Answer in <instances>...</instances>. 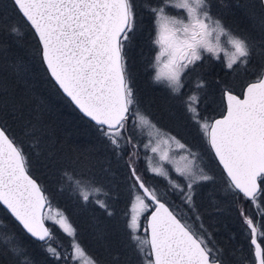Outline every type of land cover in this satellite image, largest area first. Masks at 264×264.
I'll return each mask as SVG.
<instances>
[{"label":"snow or ice","instance_id":"6c2138e0","mask_svg":"<svg viewBox=\"0 0 264 264\" xmlns=\"http://www.w3.org/2000/svg\"><path fill=\"white\" fill-rule=\"evenodd\" d=\"M204 2L196 0L197 7ZM258 3L264 8V0ZM12 4L34 30L42 61L63 93L95 122L118 155L126 147L131 149L126 166L134 202L126 227L144 264H227L223 249L209 246L211 234L205 232L202 221L199 230L189 224L181 212L163 199V194L158 195L156 189L149 186L139 170L141 146L131 133L138 124L159 126L139 109L126 68L124 50L137 24L133 0H12ZM167 5L168 0H165L164 7L152 9L160 25L159 39L155 42L161 48L156 57L155 82H165L172 93L179 95L184 86L183 75L193 69L204 54L219 59L218 54L225 51L220 41L222 35L228 37L227 43L233 49L225 52L226 69L249 62L257 47L250 37L233 34L208 11L198 13L197 7L190 5L188 0H181L174 7L186 9L189 22L170 20L164 15ZM202 85L203 81L198 86ZM223 100L225 111L212 120L200 115L197 95L190 94L185 106L222 166L227 190L257 209L259 219L247 215L243 207H240V215L246 225V234L250 236L255 264H264V67L247 83L242 98L225 88ZM0 103L7 106L6 102ZM167 134L176 147L187 154L177 161L167 150L161 152L159 145L151 147V142L146 143L143 148L150 147L152 153H159L161 162L152 166L149 158L146 171L167 178L171 190L183 196V202L196 213V220H200L194 203L195 189L200 182L213 177L197 162L198 152L175 135ZM163 143L168 144L169 140ZM165 164L175 165L174 173L183 179V184L173 182L165 171ZM76 185L81 199L88 202L93 193L80 187L79 181ZM95 202L109 216L113 214L106 203ZM0 205L26 233L47 245L45 251L57 261L63 259L67 264L69 260H84L85 264H96L86 257L85 250L75 240V229L64 213H58L57 219L45 211L50 206L49 199L30 175V161L23 147L3 124H0ZM142 217L147 220L144 229L147 235L143 238L137 235ZM46 220H52L72 238L70 253L62 254L51 246L49 241L53 236L45 225ZM13 251L19 253L21 249L16 247Z\"/></svg>","mask_w":264,"mask_h":264},{"label":"trees","instance_id":"16d2710c","mask_svg":"<svg viewBox=\"0 0 264 264\" xmlns=\"http://www.w3.org/2000/svg\"><path fill=\"white\" fill-rule=\"evenodd\" d=\"M237 1L241 3L242 0ZM260 10L264 14V9L260 7ZM138 15L136 13L137 17ZM13 28H16L17 31L13 32ZM134 32L125 46L124 54L132 77L136 80L138 66L135 71L132 68L140 60L142 51L141 48H132L138 42L136 41V29ZM0 47H3L8 55L7 58L5 53L4 56L0 55V86L3 84L5 86L4 89L0 88V102L7 104L4 107L3 103H0V124L8 129L9 134L15 137L17 143L23 147L30 161V174L42 186L50 204L54 202V207L62 209L68 215L75 226L78 237V232L81 230L79 217L83 210L88 213L89 205L83 207L85 209L79 208L76 205L82 203L80 198L75 199L76 196L72 195L69 198L73 184L83 181L103 193H107L110 189L114 196L111 205H109L112 201L111 198L106 196L108 209L112 211L113 215L109 216L106 212L104 219L105 223L112 221L113 227L116 229V237L120 238V244L115 243L114 247L118 248V251L129 252L133 257L140 256L130 240V233L126 232L128 204L131 196L127 181L129 172L126 166L127 148H124L118 155L108 139L103 136L100 128L85 119L61 94L44 66L37 37L18 11L14 9L12 0H0ZM144 49L146 51L144 59L148 55L149 62L151 48L148 49L147 46H144ZM263 57V54L256 55V69L264 67V65L260 66ZM9 61L20 64L22 68L26 69V71L23 69L26 75L22 76L26 78L25 80H20L18 74L9 71ZM143 70L151 82L149 76L151 69L148 64ZM221 70L223 73L232 71L224 69L222 66ZM259 72L256 70V75ZM243 80L244 77L240 82H234L235 80L231 79L222 81V78H219L218 82L212 85L214 95L209 96L210 99L206 97L204 101V105L212 103L214 106L219 105V108L212 109L211 107L210 113L202 110L203 114L209 117L213 116L212 118L222 114L224 103L221 93L219 94V86L222 82L232 81L240 84ZM212 83H214L213 80ZM200 103L199 100L198 108L202 106ZM199 110L201 111V108ZM34 134L36 138H42L43 146L39 148V151L44 159H40V154L35 152ZM54 142L56 151H59L57 156H62L63 162L57 158L56 167L52 169L48 160V152ZM80 158H82L80 160L83 163L82 166L77 164ZM213 161L220 172L221 181L214 180V186L220 189L218 190L220 194L213 195L216 203H208L207 206L209 218L212 222L215 221L213 223L217 232V240L210 239V245L223 249L224 259L230 264H244L245 261L247 264H255L253 248L250 246V237L245 231L246 225L240 215V207L244 208L246 214L249 211L251 216L259 219L256 215L257 209L255 211L250 202L245 203L242 199L238 200L227 190L223 171L214 157ZM67 164L72 165L78 173L70 176L66 170ZM97 207L99 208V206ZM195 207L200 211L198 202ZM99 209L102 210V208ZM0 216V264H66L65 260L57 261L49 255L45 251V245H42L41 242L30 238L1 205ZM192 216L196 217V214H192ZM203 218L207 221L206 217L203 216ZM196 221L198 222V220ZM206 221L204 222L206 223ZM87 225H90L89 221H87ZM86 232H83L85 237L81 240L83 244L88 240ZM119 233L121 234L119 235ZM141 233L144 234L143 229ZM121 235L124 236L123 240ZM16 247L21 249L19 253L13 251V248ZM225 248L231 249L233 254L231 253L227 257L224 253ZM67 264L72 263L67 261Z\"/></svg>","mask_w":264,"mask_h":264},{"label":"rangeland","instance_id":"374dc122","mask_svg":"<svg viewBox=\"0 0 264 264\" xmlns=\"http://www.w3.org/2000/svg\"><path fill=\"white\" fill-rule=\"evenodd\" d=\"M179 2H181V0H168V5L164 15H166L170 20L176 19L182 21L183 23H188L189 18L187 10L176 9L174 7V5ZM188 2L193 7H197L196 0H188ZM133 3L136 7L135 13H138L139 15L138 17L136 16V41L138 42H136V44L132 48H141L142 51L140 60H138L137 65L134 64L132 68V70L135 71L136 67L138 66V74L135 75L136 80H134L132 77L131 70L129 68L130 66L128 63H126V68L131 79V84L134 89L135 96L139 102V109L142 111V113H146L151 118V121H154L155 124L159 126L158 128H153L150 125L138 124L136 129L131 133L133 139L141 146L140 159L138 162L139 170L144 173V179L149 184V186L155 188L158 195L163 194V199H165L178 212H181L184 217L188 219L189 224H193L194 227L199 230V226L202 221L205 232L211 234V240H217V232L213 223L215 221L212 222L210 220L207 206L208 203H216V199L213 198V195H219L220 193L218 190L220 189L214 186V180L217 179L221 181V176L220 172L214 165V156L210 148L207 146L205 138L199 131L197 124L192 122L190 114L186 110L185 99L190 94L197 95L200 102L202 103V106L200 107L201 111L199 110L200 115L211 120L213 116L209 117L208 115L203 114L204 112L202 110L210 113L212 109L219 108V105L214 106L212 103L211 105H204L205 98L208 97L210 99V97H212V94L214 95V93L212 92L214 91L212 85L216 84L219 78H222V81L231 79L233 81L235 80L234 82H240V80H242L244 77V80L240 84H236L232 81L229 83L222 82V84L219 86V94L221 93L220 95L222 97V101L223 89L228 88L235 93H240L243 86L247 82L256 78V70L257 72H259V70L261 69V67L256 69V55L263 54L264 56V52H261V50H264V43H262L264 42V14L260 10V6L257 0H242L241 3H239V1L237 0H205L203 5L197 7L198 13H202L205 10L208 11L209 15L214 20L220 19L222 21V24L225 25L233 34L246 35L250 37L251 40L256 42L257 47L255 48L251 59L247 64L242 66H234L231 72L223 73L221 70V66L226 69L225 65L227 62V56L225 55V52L230 53L233 49L231 48V45L227 43L228 37L222 35L220 41L221 46L225 51L218 54L219 59L212 56L211 54H204L202 60L198 61L193 69L188 70L185 73L186 75H183L184 86L180 94L177 95L171 92L170 88L166 86L165 82H155L153 79L157 72L158 65L156 57L160 54L161 48L160 45L155 42L157 39H159L160 25L157 22V17L153 14L152 9L156 8L158 10L160 7H164L165 0H133ZM133 33L131 35H133ZM213 43H215L214 39ZM144 46H147L148 49L151 48V58L149 59V62L148 55L146 57L147 60L144 59L146 52ZM0 52V55L4 56L5 53L6 58L8 57L3 47H0ZM161 61H163V57L161 58ZM147 64L151 69V75H149L151 82L149 81L148 77H146L145 71H142L144 67H147ZM263 65L264 57L261 59L260 66ZM8 67L10 72L12 71L19 75L18 78L20 80L23 81L26 79L22 77L26 75L24 73V70L26 71V69L22 68L20 64L10 63L9 61ZM204 69H206V71H204ZM212 80L214 81V83H212ZM201 81H203V85L198 86L200 85ZM0 88L4 89V84L1 85ZM5 90L8 91L9 89ZM131 127L132 125L130 123L129 128L131 129ZM161 130L167 131L162 132ZM167 133L175 135L181 140V142L190 146L192 150L198 152L200 155L197 162L200 163V166L205 169L206 174L213 177V179L210 181L200 182V184L195 189L194 203L195 206L196 202H198L200 205V211H197L201 219L198 220V222L196 221L195 217L192 216V214L196 213L190 210L189 207L183 202V196L178 192L171 190L167 178L158 177L155 174H149L146 171V166L148 164L149 158H151L152 166H157L161 163L159 161V153H152L150 147L148 149L143 148V145L146 143L151 142V147L159 145V149L161 152L167 150L169 152V155L174 157L177 161L180 160L181 156L187 154L184 150L176 147V144L169 139ZM33 139L35 140V152L37 154H40V159H44V157L41 155V152L39 151V148L43 146L42 138H36L34 134ZM165 139L169 140L168 144L163 143ZM49 148L50 152H48V160L51 163L52 169H54L56 167L57 158L62 161V156H57V153L59 151H56L55 142ZM129 151H131V149L127 148V154ZM81 159L82 158L78 159L77 164L79 166L83 165V163L80 161ZM66 167V170L70 176L78 173V171H76L72 167V165L67 164ZM164 167L165 171L169 172L173 182H177L180 184L184 183L183 179L174 173L175 165L165 164ZM80 187H83L89 192L93 193V196L89 199V201L85 202L80 197L79 188L76 184H73L71 193L69 194V198H71L72 196H76L74 197L75 199H77V197L78 199L80 198V201L82 203L76 205L77 207L85 209L83 207L89 205V207L87 208L88 213L83 210L79 217V226L81 228V232H78V237L75 230V240L85 250L86 257L94 260L96 264H144V260L141 256L136 255L133 257L129 252L118 251V248L114 247L115 243L120 244V238L116 237V229L115 227H113L112 221H107L105 223L104 217L106 215V211L104 209H99L100 207H97L99 205L95 202L96 200H101L107 204V196H109L112 200L111 203H109V205H111L114 201V196L113 193H111V190L109 189L107 193L100 192V190L97 192L95 187H91L90 185L85 184V182L83 181H80ZM90 200L92 201V203ZM133 202L134 193L131 192L128 204L129 208L127 221L130 219L132 214L131 204ZM253 208H255L254 205ZM46 212H48L53 217H56L57 219L59 218L58 213L63 212L64 215L68 218L70 224L75 229V226L71 222L68 215L64 211H62V209L54 207V202L50 204ZM247 215L251 216L252 214L251 212L247 211ZM203 216L206 217L207 221L205 220V218H203ZM87 221H89L90 223L89 226L87 225ZM145 221L146 217H142L141 227L137 233V235L141 236L142 238L147 235V233L144 231L146 227ZM204 221H206V223ZM46 222L50 227L53 236L52 240L49 241L51 246L57 248V250L61 253L63 252L62 254H64L65 252L70 253L72 251V238L64 233L63 230L52 220H46ZM85 222L86 225L84 226ZM82 227L84 233L88 229L86 232V238H88V240L85 242V244H83L81 241L82 238H85L82 232ZM142 229L144 231V234L141 233ZM126 232H129L127 228ZM120 234L121 233H119V235ZM121 239H124L123 235H121ZM209 246L211 247L210 243ZM46 247L47 245H45V248ZM230 250H227L226 248L224 249V253L227 257H229L231 253L233 254V251ZM69 261L72 264H85L84 260H80L77 262H72L71 260ZM227 264L230 263L227 261Z\"/></svg>","mask_w":264,"mask_h":264},{"label":"water","instance_id":"95a60500","mask_svg":"<svg viewBox=\"0 0 264 264\" xmlns=\"http://www.w3.org/2000/svg\"><path fill=\"white\" fill-rule=\"evenodd\" d=\"M264 9V8H263ZM33 30V29H32ZM33 32H34V30H33ZM38 39V38H37ZM44 66H45V68L47 69V66L44 64ZM47 72H48V70H47ZM48 74H49V76H50V78H51V80L54 82V84L56 85V87L59 89V91L61 92V94L65 97V98H67L68 100H69V102L72 104V106L85 118V119H87V120H89L91 123H93L94 125H96L95 124V122L94 121H91V119L90 118H88V117H86L82 112H80V110L71 102V100H70V98H68L64 93H63V91L59 88V86L55 83V81H54V79L51 77V75H50V73L48 72ZM250 82H252V81H250ZM249 83V82H248ZM247 85V84H246ZM246 85L244 86V88L246 87ZM244 88H243V90H244ZM243 90H242V93L240 94V96H241V98H242V95H243ZM234 94H237V93H235L234 92ZM222 95H223V93H222ZM237 95H239V94H237ZM224 101V100H223ZM224 111H225V109H224ZM223 114V113H222ZM221 114V115H222ZM221 115H219V116H216V117H214V118H212V119H215V118H219ZM211 119V120H212ZM97 126V125H96ZM212 152V151H211ZM213 153V152H212ZM213 156H214V153H213ZM214 158H215V156H214ZM215 160H216V158H215ZM216 162L218 163V161L216 160ZM218 165H219V163H218ZM220 166V165H219ZM220 168L222 169V166H220ZM31 175V174H30ZM32 176V175H31ZM33 177V176H32ZM34 178V177H33ZM35 179V178H34ZM36 180V179H35ZM37 181V180H36ZM38 182V181H37ZM39 183V182H38ZM4 209H5V211L11 216V214L7 211V209L3 206V205H1ZM149 215H150V213H148ZM12 217V216H11ZM13 218V217H12ZM13 220L19 225V223L13 218ZM146 223H147V220L145 221V225H146ZM45 225L47 226V227H49L48 226V224L46 223V221H45ZM21 228H22V226L21 225H19ZM23 229V228H22ZM50 229V228H49ZM23 231L26 233V231L23 229ZM30 238H32L28 233H26ZM32 239H34V238H32ZM35 240V239H34ZM37 241V240H36ZM254 251V250H253Z\"/></svg>","mask_w":264,"mask_h":264},{"label":"bare ground","instance_id":"6f19581e","mask_svg":"<svg viewBox=\"0 0 264 264\" xmlns=\"http://www.w3.org/2000/svg\"><path fill=\"white\" fill-rule=\"evenodd\" d=\"M251 81H253V80H251ZM249 82H250V81H249ZM247 83H248V82H247ZM247 83H246V84H247ZM246 84H245V85H246ZM245 85H244V86H245ZM244 86H243V87H244Z\"/></svg>","mask_w":264,"mask_h":264},{"label":"clouds","instance_id":"9594fccd","mask_svg":"<svg viewBox=\"0 0 264 264\" xmlns=\"http://www.w3.org/2000/svg\"><path fill=\"white\" fill-rule=\"evenodd\" d=\"M156 75V74H155ZM155 77V76H154Z\"/></svg>","mask_w":264,"mask_h":264}]
</instances>
